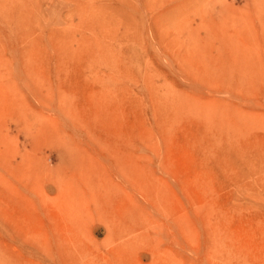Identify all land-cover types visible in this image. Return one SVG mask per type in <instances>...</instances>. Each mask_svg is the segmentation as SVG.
I'll use <instances>...</instances> for the list:
<instances>
[{
    "label": "rangeland",
    "instance_id": "374dc122",
    "mask_svg": "<svg viewBox=\"0 0 264 264\" xmlns=\"http://www.w3.org/2000/svg\"><path fill=\"white\" fill-rule=\"evenodd\" d=\"M0 264H264V0H0Z\"/></svg>",
    "mask_w": 264,
    "mask_h": 264
},
{
    "label": "bare ground",
    "instance_id": "6f19581e",
    "mask_svg": "<svg viewBox=\"0 0 264 264\" xmlns=\"http://www.w3.org/2000/svg\"><path fill=\"white\" fill-rule=\"evenodd\" d=\"M3 6V5H2ZM190 34V33H189ZM65 211V210H64ZM63 212V211H62ZM66 212V211H65ZM72 227V226H71ZM70 230V229H69ZM69 230H67V231H69ZM74 230H76V227L73 229V231ZM71 231V230H70ZM75 232V231H74ZM69 233V232H68ZM65 234H67V232L65 231ZM71 234H73V232L71 233ZM71 234L69 233V235L71 236ZM75 235V234H74ZM73 236V235H72ZM66 237H69V236H66ZM75 239H76V236L74 237ZM73 238V239H74ZM67 241H69V240H67ZM66 242V241H65ZM16 244V243H15ZM23 243H20V245H22ZM66 244H68V242L66 243ZM82 244V243H81ZM73 245V244H72ZM74 247V246H73Z\"/></svg>",
    "mask_w": 264,
    "mask_h": 264
}]
</instances>
